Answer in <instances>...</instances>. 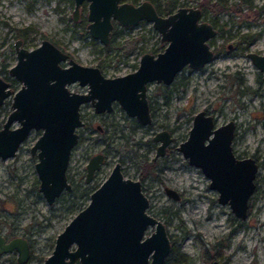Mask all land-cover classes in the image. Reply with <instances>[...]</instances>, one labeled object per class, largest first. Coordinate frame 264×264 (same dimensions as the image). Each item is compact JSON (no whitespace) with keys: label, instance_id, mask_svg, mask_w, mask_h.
<instances>
[{"label":"rangeland","instance_id":"1","mask_svg":"<svg viewBox=\"0 0 264 264\" xmlns=\"http://www.w3.org/2000/svg\"><path fill=\"white\" fill-rule=\"evenodd\" d=\"M150 1L165 12L167 0ZM206 1L177 0V6L199 7ZM208 1L229 8L216 13L207 8L202 14V19L217 29L209 42L215 51L213 59L200 68L182 69L168 88L166 102L160 94L166 89L150 83V126L129 123L127 115L116 108L113 115L92 117L91 127H81L66 171L72 184L69 192H62L51 204L39 192L36 158L28 151L36 138L34 131L13 157L0 159V228L5 234L30 239L32 253L27 264H40L50 253L56 234L88 204L90 189L108 175L116 161L122 164L127 177L141 181L149 200L146 211L163 222L172 242L170 259L177 260L182 255L186 260L181 264H211L212 259L222 262L229 256L230 264H264V90L262 81L256 82L255 68L245 55L247 51L264 53V15L253 20L264 0ZM73 3L74 0H0L2 77H8L9 66L16 61L13 43L19 37L27 48L38 45L43 36L52 38L82 64L102 62V73L110 76L128 73L138 65L142 52L159 51L165 45L147 21L125 29L115 26L117 35L104 48L88 34L85 3L78 19L72 20ZM255 32L260 35L246 44L242 37ZM71 88L83 91L76 85ZM6 99L0 106V127L10 111L11 99ZM91 109L88 103L83 105L82 116ZM199 110L211 114L216 125L228 119L235 121L233 153L238 158L252 156L259 164L256 186L242 220L227 204L217 201V191L208 186L209 178L198 166L190 165L178 149ZM98 124L100 129L95 127ZM163 128L172 135L169 150L152 160L157 147L152 136ZM99 151H104L105 160L94 182L87 184V159ZM166 187L177 191V200L166 193ZM15 257L14 252L3 253L0 264H17Z\"/></svg>","mask_w":264,"mask_h":264},{"label":"water","instance_id":"2","mask_svg":"<svg viewBox=\"0 0 264 264\" xmlns=\"http://www.w3.org/2000/svg\"><path fill=\"white\" fill-rule=\"evenodd\" d=\"M83 1L87 3V31L103 45L109 42L113 23L126 27L148 21L166 46L156 55L142 53L135 70L106 78L98 67L84 66L71 58L68 66H60L58 63L68 55L48 39H41L40 45L30 50L20 45V39L15 41L17 61L10 66L9 76L21 85L13 92L0 77V104L12 93L11 111L0 128V159L12 157L31 129L41 130L31 152L38 151L35 173L38 190L47 204L71 187L66 170L71 149L77 143L81 103L90 101L97 112L110 110V103L116 101L126 115L133 116L140 125L148 124L151 115L147 84H170L183 66L199 68L213 59L208 40L216 34V28L201 19L198 7L179 6L163 16L149 0L137 4L74 0L73 20ZM261 22L264 24V18ZM246 56L262 72L264 81V55L248 51ZM74 81L88 85L87 92H71L66 84ZM13 122L18 125L11 127ZM191 123L186 139L178 147L182 156L209 178L208 186L217 191L219 203L227 204L241 220L246 218L258 164L252 156L238 158L233 153L235 121L228 119L214 126L212 115L199 110ZM153 139L159 142L154 156L163 155L170 135L163 130L156 132ZM102 158V153L89 157L85 181L89 182ZM110 170L101 185L91 191L88 204L55 236L53 249L41 264H162L168 257L171 242L167 231L162 221L146 211L149 200L140 181L125 177L119 162ZM165 189L177 199L175 190ZM148 228H152L149 233ZM14 250L18 263L28 261L27 240L17 236L6 241L0 229V252Z\"/></svg>","mask_w":264,"mask_h":264},{"label":"flooded vegetation","instance_id":"3","mask_svg":"<svg viewBox=\"0 0 264 264\" xmlns=\"http://www.w3.org/2000/svg\"><path fill=\"white\" fill-rule=\"evenodd\" d=\"M125 1H127V2H131V3H133V4H137V3H139V2H133V0H119V2H125ZM150 1V0H149ZM141 2V1H140ZM86 4L87 5V3H86V1H83L82 2V4H81V6L79 7V9L82 7V5L83 4ZM153 4V3H152ZM153 6H155L154 4H153ZM179 6H182V5H178V6H176L173 10H171V11H169L168 13H171V12H174V11H176V9L177 8H179ZM190 6V5H189ZM189 6H187V7H189ZM193 7V6H192ZM199 8V7H198ZM155 9H156V6H155ZM199 9H201V8H199ZM157 12H158V10H156ZM80 12V11H79ZM159 13V12H158ZM168 13H166V12H161V13H159V14H161V15H163V16H165V15H168ZM79 15V14H78ZM201 15H202V10H201ZM202 18H203V15H202ZM201 18V19H202ZM78 19V17L75 19V20H73V21H76ZM204 20V19H203ZM142 22H146V21H139L137 24H139V23H142ZM87 23H88V20H87ZM87 23H86V25H87ZM210 23V22H209ZM212 23V22H211ZM212 25H213V23H212ZM115 26H118V27H120V28H122V29H125L126 27H131L132 25H130V26H126V27H122V26H120V25H118L116 22L115 23H113V28H112V33L116 30L115 29ZM136 26V25H135ZM214 27L216 28V26L214 25ZM87 29V28H86ZM155 30V29H154ZM156 31V30H155ZM116 32H118L117 30H116ZM157 32V31H156ZM216 32H217V29H216ZM112 33H111V36H110V38H109V42L107 43V44H105V45H103V47L104 48H106L105 46L106 45H108L109 46V43H110V41L112 40L111 39V37H112ZM89 34V33H88ZM157 34H158V38L160 37L159 36V33L157 32ZM90 36V35H89ZM91 37V36H90ZM214 37V36H213ZM212 37V38H213ZM43 38H45V39H48L50 42H52V43H54L61 51H63V52H65V53H67V58L65 59V60H63L62 62H59L58 64H60V66H68L69 64H68V59H74L76 62H78L74 57H72V55H71V53H69L68 51H67V49L66 48H64V47H60L59 45H58V43L55 41V40H53L52 38H47V37H42L41 39H43ZM92 38V37H91ZM212 38L210 39V40H208V44H209V42L212 40ZM20 39V45L22 46V47H24V48H26V49H28V50H30V49H32V48H35V47H37V46H39L40 45V42L38 43V45H36V46H34V47H30V48H27V47H25L24 45H23V41H22V39L19 37V38H17V39H15V41L16 40H19ZM41 39H40V41H41ZM93 39V38H92ZM160 39V41H161V38H159ZM15 41H14V43H15ZM161 42H163L165 45L161 48V50H159V51H144V52H150V53H153L154 55H156V54H158L160 51H163L164 49V47L166 46V42H164V41H161ZM14 43H13V45H14ZM209 47H210V45H209ZM212 48V47H211ZM212 50H213V55H214V49L212 48ZM14 52H15V45H14ZM144 52H142V53H144ZM248 52V51H247ZM253 52H257V53H259V54H261V55H264V53H262V52H260V51H253ZM141 53V54H142ZM141 54H140V56H141ZM245 55H246V53H245ZM140 56H139V58H140ZM139 58H138V64H139ZM16 61H17V59H16ZM16 61H15V63H16ZM250 62H251V60H250ZM14 63V64H15ZM78 63H80V62H78ZM99 64L97 65V64H95V65H89V64H82V63H80L81 65H88V66H93V67H98L99 68V71H100V73H102V71H101V68H100V66L99 65H101V64H103L102 62H98ZM205 64V63H204ZM203 64V65H204ZM251 64H252V66H254L253 65V63L251 62ZM12 66V65H11ZM138 67V65H136L135 67H134V69L133 70H135L136 68ZM202 67V66H201ZM9 68H10V66H9ZM184 68H190V67H188V66H183L182 68H181V70L182 69H184ZM200 68V67H199ZM254 68H255V80H256V82H260V81H262V83H263V90H264V81H263V79H262V72L259 70V68L257 67V66H254ZM192 69V68H191ZM133 70H131V71H133ZM128 72H130V71H128ZM181 71H179L178 73H176V75L174 76V78L172 79V81H171V83L170 84H164V83H162V82H160V83H157V82H155V81H150V83H153V82H155L156 84H157V86H163L166 90H164V91H161V93L160 94H162V97H163V102H166V98L168 97V95H169V87H171L172 85H173V83H175V81H174V79H175V77L180 73ZM106 78L107 77H115L114 75L113 76H110V75H105L104 73H102ZM125 74H127V73H125ZM117 75H123V74H117ZM116 75V76H117ZM0 77L1 78H3L5 81H7L8 83H9V86H8V88L9 89H11L13 92L14 91H16L17 89H19V87H20V85H21V83L16 79V78H14V77H12V76H9V70H8V77H2L1 75H0ZM150 83H148L147 84V88H146V98H147V103H149V114L151 115V121H150V123H148V124H144V125H140L137 121H136V119L133 117V116H128L127 115V117L130 119L129 120V123L131 122V124H135V125H138V126H150V124H151V122H152V118H153V114H152V110H153V103H151V96H149V94L147 93V89H148V86L150 85ZM78 86V87H80V88H83V91H77V90H72V88H71V86ZM66 86L68 87V89L71 91V92H78V93H86L87 92V90H88V85H84V86H82V85H79L78 84V81H74L73 83H70V84H66ZM241 93H244V91L243 90H241ZM11 96H12V93L9 95V96H7V97H5L4 98V100H3V102L0 104V106L4 103V101L5 100H7L6 98H8V97H10V99H11ZM11 101H12V99H11ZM86 103H88L91 107H92V109H91V112L88 114H86V115H84V116H82V114H81V108H82V106L83 105H86ZM110 105H111V108H110V110H104V111H95V108H94V106H92L91 105V103H90V101H86V102H83V103H81L79 106H80V108H79V117H80V120H81V124L79 125V126H77V128H76V133H77V142H78V138H79V136H80V129H81V127H83V128H87V127H91L92 125H93V122H92V117H101L102 118V116H108V115H113L114 113H115V109L117 108L118 110L119 109H121L123 112H124V110L122 109V107L120 106V105H118V103L116 102V101H112L111 103H110ZM10 111H11V104H10ZM9 111V112H10ZM204 111V110H203ZM9 112L6 114V116H5V118L2 120L3 122H2V124L4 123V120L6 119V117H7V115L9 114ZM204 112H206V111H204ZM207 113V112H206ZM124 114H125V112H124ZM209 114V113H208ZM126 115V114H125ZM89 117V119H86V118H88ZM213 117V116H212ZM193 118V117H192ZM191 122H192V119H191ZM213 122L215 123V125L214 126H216V122L214 121V118H213ZM226 123V122H225ZM2 124H1V126H2ZM224 124V123H223ZM18 124H17V122H13L12 123V126L11 127H14V126H17ZM220 125V124H219ZM133 126V125H132ZM95 127H97V129L99 128H101V126L98 124V125H95ZM1 128V127H0ZM235 128H236V122H235ZM163 130H165V131H167L168 132V134L170 135V137H171V141H172V135H171V133H170V131L169 130H167V129H165V128H163V129H161V130H158V131H156V132H159V131H163ZM32 131H34V132H36V138H35V140L39 137V135L42 133V131L41 130H33V129H31V131L27 134V136L23 139V141L19 144V146L17 147V149L15 150V152L17 153V151L20 149V148H22V146L24 145V143H25V141H26V139L29 137V134L32 132ZM79 131V132H78ZM155 132V133H156ZM234 132H235V129H234ZM154 133V134H155ZM188 133V132H187ZM154 134H153V136H154ZM153 136H152V140L154 141V143L156 144V146L159 144V142L158 141H155L154 139H153ZM234 136H235V134H234ZM234 138V137H233ZM186 139V138H185ZM34 140V143L36 142ZM233 140V139H232ZM170 141V142H171ZM169 142V143H170ZM183 142V141H182ZM34 143L32 144V145H30L29 146V148H28V151L30 152V154H31V156L33 157V158H36V161H37V149H35V152H31V148L33 147V145H34ZM181 143V142H180ZM179 143V144H180ZM77 144V143H76ZM75 144V145H76ZM74 145V146H75ZM73 146V147H74ZM169 144H167V146L165 147V150H164V153H163V155H159V156H154L155 155V153H154V155H153V159L152 160H156V158H158V157H163L164 156V154H165V152L166 151H168L169 150ZM73 147H72V149H73ZM179 147V146H178ZM71 149V150H72ZM156 149H157V147H156ZM180 151V150H179ZM155 152H156V150H155ZM15 153V154H16ZM71 153H72V151H71ZM71 153H70V156H71ZM98 154L99 153H102V155H103V160H102V162H101V164L104 162V157H105V153H104V151H99V152H97ZM97 153H93V154H91V155H89V157H91L92 155H95V154H97ZM14 154V155H15ZM13 155V156H14ZM12 156V157H13ZM70 156H69V159H70ZM8 158V157H7ZM254 158V157H253ZM89 159V158H88ZM87 159V160H88ZM254 160H255V158H254ZM36 161H35V163H36ZM69 161V160H68ZM89 161V160H88ZM87 161V162H88ZM116 162H119V161H116ZM255 162H256V160H255ZM120 163V162H119ZM257 163V162H256ZM69 164V163H68ZM87 164V163H86ZM101 164H100V166H101ZM258 164V163H257ZM149 165V164H148ZM86 166V165H85ZM113 166V165H112ZM111 166V167H112ZM258 166H259V164H258ZM122 168V164L120 163V169ZM34 169H35V164H34ZM68 169V168H67ZM99 169H100V167L96 170V171H94L93 172V174H92V176L90 177V180H89V182H87V181H85V176H86V171H85V168H84V171H85V174H84V181H85V183H90V182H94L93 180H94V177H95V175H96V173L99 171ZM258 170V169H257ZM67 171V170H66ZM111 171V170H110ZM121 171H122V169H121ZM110 173V172H109ZM108 173V174H109ZM122 173H123V171H122ZM123 175L125 176V177H127L124 173H123ZM108 176V175H107ZM106 176V177H107ZM66 177H67V173H66ZM106 177H104V178H102V179H100V181L99 182H97L96 184H95V186H93L91 189H90V193H91V191H93L94 189H96L97 187H99L100 185H101V183L103 182V180L106 178ZM129 178V177H128ZM131 179V178H130ZM134 179V178H133ZM137 180H139V179H137ZM140 181V180H139ZM67 182H69L68 180H67ZM140 183H141V181H140ZM209 183V182H208ZM39 185V184H38ZM70 185H71V187H70V189L69 190H71V188H72V184L70 183ZM69 190H68V192H69ZM141 190L143 191V193H145L144 192V190H143V187H142V185H141ZM64 191H66L65 189H63L60 193H62V192H64ZM177 192V191H176ZM178 194V193H177ZM146 195V194H145ZM58 196H60V195H58ZM89 196H90V194H89ZM171 197V196H170ZM58 198V197H57ZM56 198V199H57ZM148 198V197H147ZM172 198V197H171ZM178 198V197H177ZM175 200H177V199H175ZM54 202V201H53ZM52 202V203H53ZM86 206V205H85ZM84 206V207H85ZM82 209V208H81ZM147 210V209H146ZM80 211V210H79ZM1 229V231H2V235H3V237H4V239L6 240V241H8V240H10V238H13V237H17V236H20V237H22V238H25L26 240H27V243H28V247L30 248V250H29V258H28V261L26 262V263H23V264H27L28 262H29V260H30V257H31V253H32V248H31V244H30V239L29 238H26V236H24V235H12V233H4L3 232V230H2V228H0ZM60 233V232H59ZM57 235V234H56ZM56 238V237H55ZM54 242H55V239H54ZM54 242H53V244H54ZM171 242V241H170ZM171 245H172V242H171ZM52 247H53V245H52ZM53 249V248H52ZM170 250H171V248H170ZM52 251V250H51ZM51 251H50V253H51ZM12 252H14L15 253V256L17 255V253H16V251L14 250V251H12ZM170 252V251H169ZM50 253L48 254V255H50ZM3 253H1L0 252V258H1V255H2ZM170 254V253H169ZM47 255V256H48ZM47 256H45V257H47ZM45 257L43 258V260L41 261V263L44 261V259H45ZM15 261V263H17V264H20V263H18L17 262V260H16V257H15V259H14ZM230 257L229 256H225V257H223L222 258V262L221 261H219L218 259H212L210 262H211V264H214V262H216L217 264H230ZM40 263V264H41ZM75 264H78L77 262L75 263ZM162 264H164V262L162 263Z\"/></svg>","mask_w":264,"mask_h":264},{"label":"trees","instance_id":"4","mask_svg":"<svg viewBox=\"0 0 264 264\" xmlns=\"http://www.w3.org/2000/svg\"><path fill=\"white\" fill-rule=\"evenodd\" d=\"M133 2L135 3L136 0H133ZM156 6V10H158L159 13L163 12L160 8V6L158 5H155ZM177 6V0H167V7L165 8V12L168 13L169 11L173 10L175 7ZM199 8H201L202 10V14L205 13L206 9L207 8H212V11L214 13L218 12L219 10H222V9H226L228 10L229 8L226 7V6H219L218 3L216 2H209L208 0L204 3V4H200L199 5ZM236 11L238 13H241L240 12V9H236ZM260 15H264V5L258 10V13L255 14L253 16V20H256L257 18H260ZM117 35V32L116 30L112 33V37L111 39L113 40L115 38V36ZM259 32H255L253 34H246L242 37V39L245 41L246 44H249L251 43L252 41L255 40V38H257L259 36ZM141 36H137V38H140ZM106 48L108 47V45L105 46ZM217 51V49H216ZM148 167H150V165H147ZM186 258L185 256L182 257H179L177 260L175 258L173 259H170V257H167L165 260H164V263H167L169 261V264H181L183 262H185Z\"/></svg>","mask_w":264,"mask_h":264}]
</instances>
